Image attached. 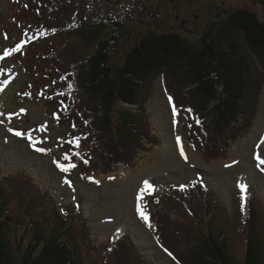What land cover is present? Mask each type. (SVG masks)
<instances>
[{"label":"rangeland","instance_id":"rangeland-1","mask_svg":"<svg viewBox=\"0 0 264 264\" xmlns=\"http://www.w3.org/2000/svg\"><path fill=\"white\" fill-rule=\"evenodd\" d=\"M220 5L256 10L251 0L207 1L197 4L198 11L179 0H0V176L28 174L35 191L48 193L42 198L44 206L53 202L57 208L82 210L96 248L116 249L117 240L128 236L135 247L133 253L146 264H181L174 262L165 238L156 235L152 222L156 219L162 226L164 222L165 231L167 219L189 220L188 214L193 213L186 207L188 202L172 192L199 184L213 192L226 209L222 224L241 260L247 247L242 242L246 196L252 193L264 207V164L257 160V155L264 159V72L257 74L262 83L255 120L249 125L237 121L226 133L233 140L231 149L215 159L200 149L188 128V117L201 132L211 120L196 114L202 112L198 106L188 107L187 115L168 99L165 72L148 79V94L141 97L145 103L137 107L146 110L149 137L157 141L153 146L129 139L128 149L121 153L118 146L105 142L100 133L118 137L115 128L105 126L107 119L121 117L118 109L110 112L107 103L90 99L86 90L92 59L108 37H119L109 47L111 63L121 68L143 35L156 28L155 33L195 41L193 34L208 30ZM94 23L117 24L113 27L117 30L99 41L90 31L84 32L87 24ZM202 147L208 149L205 144ZM118 153L124 167L114 166ZM70 164L76 166L68 172L58 167ZM6 235L14 254L20 255L16 241H21L23 233L14 226ZM92 259L109 264L102 255ZM15 263L22 264L21 258Z\"/></svg>","mask_w":264,"mask_h":264},{"label":"trees","instance_id":"trees-1","mask_svg":"<svg viewBox=\"0 0 264 264\" xmlns=\"http://www.w3.org/2000/svg\"><path fill=\"white\" fill-rule=\"evenodd\" d=\"M179 1L185 2L188 8L192 5L191 8L196 11L197 4L212 2ZM251 1L255 4V11L226 9L220 5V13L217 10L212 27L209 26L200 35L193 34L195 41L176 34L155 33V27L154 32L143 35L138 48L128 54L121 68H115L111 63L109 47L118 43L119 37H108L92 59L86 90L90 99L98 98L107 103L110 112L111 108L118 109L117 116L121 119L109 117L105 124L110 130L115 128L118 137L106 132L99 136L108 144L118 146L121 153L128 149L129 139L131 142L140 139L143 144L152 146L157 143L149 137L151 131L144 106L137 107L145 103L141 97L148 94V79L165 72L168 86L164 89L167 97H171L169 100L176 106L178 104L187 115L188 107L198 106L202 112L196 114L203 113L211 120L201 132L188 117L189 132L197 137H194L197 145L213 154L214 159L226 154L233 143L226 133L232 131L237 121L244 120L245 125L253 122L259 105L262 82L257 74L258 70L264 72V0ZM87 25L89 27L84 32L90 31L99 41L110 31L117 30L113 28L117 24H111L112 27L96 23ZM49 30L46 33L51 34ZM159 31H163L162 28ZM184 89H189V92L185 94ZM178 91L180 97H176ZM73 118L76 124L77 117ZM73 128L75 132L78 130L76 125ZM205 133L208 135L205 136ZM224 137L225 142L222 140ZM204 144L208 149L202 147ZM121 156L119 153L116 156L119 158L114 162L116 168L125 166L124 160L120 161ZM36 191L28 174L9 178L0 176V264H13L19 258L22 264H100L99 260L92 259L96 255H102L109 264H146L143 257L133 253L135 247L128 236L117 240L116 249L106 251L102 246L96 248L90 239L87 221L84 225L81 209H66L61 205L57 208L53 202H48L46 207L42 198L48 193L42 195L41 191ZM172 193L180 196L184 203L188 202L186 207L193 215L189 213V220L185 221L167 219L165 231L164 222L162 226L154 219L152 225L156 235L161 239L162 234L165 238V245L172 251L174 262L264 264V207L255 195L250 196L251 219L247 214L243 217L246 226L242 242L245 241L247 247L243 258L238 260L228 229L222 224L226 209L219 198L199 184ZM81 224L85 229L80 230ZM177 225L179 227L176 228ZM14 226L23 233L21 241H16L20 255L14 254L11 238L6 235L7 229ZM173 228L177 230L176 234L172 232ZM168 238L172 239L169 241Z\"/></svg>","mask_w":264,"mask_h":264},{"label":"snow or ice","instance_id":"snow-or-ice-1","mask_svg":"<svg viewBox=\"0 0 264 264\" xmlns=\"http://www.w3.org/2000/svg\"><path fill=\"white\" fill-rule=\"evenodd\" d=\"M171 99V97L169 98ZM0 115H3V113H0ZM11 131V129H10ZM15 135L17 136H21L23 135L22 133L20 132H15L14 133ZM179 140V138H178ZM261 143H264V140L261 141ZM78 146V145H77ZM39 150V149H38ZM78 155V154H77ZM181 155H183V150L181 149ZM66 159H70V157H65ZM257 160L261 163V164H264V159H261L259 155H257ZM87 162V161H85ZM76 165L75 164H70L69 166H65V165H58V167H60L61 171H64V172H68L70 170V168H74ZM69 184L71 183L70 181H67ZM147 184V182H145ZM246 189V186H242V190H245ZM142 217L147 220V217L143 215V213H141ZM169 255H171V253H169Z\"/></svg>","mask_w":264,"mask_h":264}]
</instances>
